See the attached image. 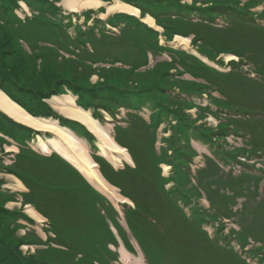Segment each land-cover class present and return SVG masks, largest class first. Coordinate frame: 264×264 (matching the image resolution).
<instances>
[{"label":"trees","instance_id":"trees-1","mask_svg":"<svg viewBox=\"0 0 264 264\" xmlns=\"http://www.w3.org/2000/svg\"><path fill=\"white\" fill-rule=\"evenodd\" d=\"M21 1L31 16H19ZM58 1L0 0V88L35 116L61 119L46 99L65 92L64 87L78 95L77 103L90 108L98 119H103L100 109L116 120L119 107H148L149 122L135 114L136 110L127 112L126 127H114L116 140L127 147L135 166L126 163L116 169L102 156L95 157L104 177L133 201L134 206H123L124 216L144 254L145 249L150 254L162 253L172 257L173 264H250L229 245L218 243L225 226L223 219L229 218L240 226L237 236L243 247L249 238L262 245L250 250L252 255H261L262 262L264 167L256 164L264 158V26L256 20L264 18V8L253 9L264 5V0H191L190 4L181 0H123L139 8L140 18L114 14L103 20L92 15L102 8L89 9L91 13L84 15L88 30L70 20L73 14L63 13ZM148 14L164 28L161 35L165 42L174 34L193 35L199 52L220 66L229 64L230 69L219 70L185 49L161 44L159 31L141 21ZM92 18L93 24L87 25ZM217 18L224 24L215 25ZM64 19L69 20L75 35L65 32ZM107 23L120 26L119 32H109ZM92 41H102L108 48L99 53ZM87 42L93 48L87 47ZM97 52L101 55L93 58ZM162 53L169 59L147 67L151 55ZM226 53L236 55L238 61L217 59ZM98 61L103 66L97 65ZM245 64H251L256 78L243 71ZM215 90L219 96L212 95ZM204 94L216 110L194 102ZM28 100L37 107L26 103ZM193 107L202 111L196 117L190 111ZM205 111L220 119L215 128L206 127L205 122L197 124L198 119L205 118ZM222 112L229 115L222 117ZM68 121L64 118L61 122L73 128L76 122ZM11 122L0 111V132L22 146L13 162L1 169L16 175L28 188L21 193L22 205L31 204L47 218L45 228L53 236L42 240L33 230L18 236L22 226L18 220L28 217L22 209L5 207V190L0 183V264H111L117 251L107 242L119 245L117 238L109 235L112 229L108 224L116 222L118 211L60 155L53 152L43 156L24 146L39 131ZM135 123L138 127L131 129ZM162 123L163 131L170 130L171 134L163 137L165 145L160 147L159 156L154 142ZM83 129V135L93 139ZM133 129L143 130L142 137ZM231 133L242 135L244 147L225 148V137ZM192 138L207 142L215 158L231 166L230 170L204 155V165L193 174L190 165L197 154L189 141ZM239 157L258 159L248 162ZM166 161L174 172L169 178L160 175L159 165ZM237 163L242 169L234 174L232 166ZM79 178L84 182H78ZM170 182L174 187L167 190ZM56 184L63 188H54ZM71 188H79V193H67ZM202 194L208 208L199 202ZM178 201L191 210L190 216ZM239 201L241 207H237ZM74 213L78 215L76 224L69 221ZM217 219L220 225L212 239L202 224ZM22 244L45 247L24 253Z\"/></svg>","mask_w":264,"mask_h":264},{"label":"bare ground","instance_id":"bare-ground-1","mask_svg":"<svg viewBox=\"0 0 264 264\" xmlns=\"http://www.w3.org/2000/svg\"><path fill=\"white\" fill-rule=\"evenodd\" d=\"M61 3L67 9V11L64 10L65 14H68L71 11L79 12L85 9L88 10L97 7L100 9L105 6L107 14H129L140 18V10L134 5L123 0H113L110 3L106 2L105 0H62ZM20 4L23 8L28 9V6L23 1H21ZM106 13H101L100 17H106ZM141 19H143L147 25L153 29H160L161 27L149 14ZM90 21H92L93 24V19H90L87 21V25H90ZM174 37L175 41L173 42L164 41L165 43H163L161 39V44H167L171 47L178 48L175 45L177 44L189 49L191 42L190 37L183 36L181 34H175ZM191 45L194 46V44ZM181 49L183 48L181 47ZM191 51L196 52L194 49ZM228 57L231 58L233 56L228 55ZM46 100L52 106L53 111L59 112V114L62 116L61 119L56 117L33 115L24 106L13 100L4 90L0 88V111L8 118L14 120L16 123L40 132L28 139L25 142L26 145L36 144V147L42 150L44 153L56 152L60 154L63 159L68 161L71 166L74 167L80 174H82L90 184L107 195L109 199L112 200L116 205L119 203V201H128L127 198L123 197L118 192L117 188L109 183V181L104 177L100 171L99 163L95 158L101 154L116 166L121 165L123 160L130 162V155L127 149L116 140L112 130L107 127L106 124L102 123L104 119L96 118L93 115L91 109H85L83 106L79 105L76 101L75 95H73L70 91H65L64 94L60 95H53ZM121 109L125 110L126 108L122 107ZM147 109L149 108L142 107V109H128L123 112L125 114L127 112H136L137 110L135 114L142 116V114L144 115L143 112ZM100 110L104 117L106 111L103 109ZM64 118L69 120L70 124L72 121L78 123L82 127H85L87 131L92 134L93 139H91L87 134L81 135L80 133L76 132L74 126L71 128L70 125L63 124L61 121H63ZM76 123L74 124L76 125ZM117 125L121 124L116 122L113 123V126ZM21 146V144L0 132V156L2 154H6L7 156L9 155L8 153H11V158L9 160H5L9 161L8 163L4 162V159H2L3 161H0V170L5 172V170L1 169V167L10 164L12 157L15 153H17ZM5 149L7 150L4 151ZM8 150L12 151L9 152ZM3 174H9L8 177L14 181V183L10 185L12 188L23 189L26 187L24 183L13 173L10 174L5 172ZM57 187L63 188L62 185L56 184L54 188ZM6 188L9 187H4L2 189ZM74 190L79 193V188H71L66 192L71 193ZM7 193L8 191L5 190L4 194ZM12 194V198H16L18 202L19 194L17 193V195H15V192H12ZM10 202H14V200H11ZM20 204L23 208L22 212L25 213L27 211L33 218L29 216L26 219L21 218L18 220L19 223L20 221L25 220L26 223L35 224L36 222H42L45 219V217L40 214V212L31 204L22 205V202ZM25 208L26 210H24ZM108 226H112V229L117 231V226L114 223L109 221ZM43 231L46 233L44 227ZM119 244V250L123 255L122 259L124 262H127L126 264H130L134 261V264H146L142 253L134 257V255H130V252L126 251L125 245H121L122 242H119ZM107 245H109L110 248L113 246L110 245V242H107ZM35 250V248L29 247L27 252H34Z\"/></svg>","mask_w":264,"mask_h":264},{"label":"rangeland","instance_id":"rangeland-1","mask_svg":"<svg viewBox=\"0 0 264 264\" xmlns=\"http://www.w3.org/2000/svg\"><path fill=\"white\" fill-rule=\"evenodd\" d=\"M61 1L62 0H59L56 4L60 7V9L62 10V12L64 13L65 11L64 10H66L67 11V9L64 7V5H62V3H61ZM106 2H112L113 0H105ZM167 1V0H166ZM243 2L244 1H246V0H242ZM241 1V2H242ZM181 2L182 3H188V4H190L191 3V0H181ZM242 2V4H244ZM56 5V6H57ZM99 7H97V8H93V9H98ZM89 10V9H88ZM87 9H85V10H82V11H79V12H76V11H71V12H69V13H72L73 14V16H71V14H70V20H72V18H73V20L74 21H77L79 24H81L82 25V27H83V29L84 30H88L87 29V27L86 26H84L85 24H84V22H85V17H84V15H87V14H85V13H91V10H89L88 11ZM253 10H256V11H260V10H262V5H259V6H257L255 9H253ZM29 8L28 9H25V8H21L20 10H17V13L19 14V16H21V18H24L26 15H28V16H30V13H29ZM101 13H106V10H105V6L102 8V11L101 12H97V13H93L92 15H93V17L94 18H101V19H104V20H106L107 19V17H109L110 15H114L113 13H109V14H107L106 13V17H104V18H102V17H100V14ZM78 15H82L80 18H78ZM258 16H260V15H258ZM191 17H194V14L193 15H191ZM254 18H257V17H254ZM259 19H257L256 21H258V22H262V20H264V18H261V17H258ZM69 20L68 19H64V25H65V32L66 33H68V34H72V35H75V31H74V28L73 27H71V26H69V22H68ZM87 21V20H86ZM141 21H144L143 19H141ZM264 22V21H263ZM89 24L91 25L92 24V21H90L89 22ZM214 24L215 25H219V26H221V25H223L224 24V20L222 19V18H217L216 19V21L214 22ZM263 26H264V23L262 24ZM113 27V26H112ZM111 27V28H112ZM162 27V26H161ZM160 27V29H156L155 28V30H157V31H159V33H160V40L162 39V42L163 43H165L164 41V37L161 35V33L162 32H164V28L162 27L161 28ZM109 32H111V31H109ZM175 34L172 36V38H171V41L173 42V41H175L174 39H175ZM188 37H190V47H189V49L188 48H186L187 49V51L188 52H190V53H192V54H195V55H197L203 62H205V63H207V64H209V65H211V66H213V67H215V68H222L223 70H228L230 67V65L229 64H225V65H223V66H220L216 61H212L210 58H208L207 56H205L203 53H201V52H199V50H197V47H198V44L197 43H199V42H196V44L193 42V39H192V36H188ZM134 41H136V40H132V42H134ZM92 43H94V48H97V49H99L100 50V52L99 53H101V52H103V50L105 49V47L106 48H108V46L107 45H105V44H103L102 43V41H95V42H93L92 41ZM21 44L23 45V47L27 50V51H29V47H28V45L25 43V42H23L22 40H21ZM191 44H194V46H192ZM178 48H185V47H183V46H181V45H177V44H175ZM92 47V45L89 43V42H87V47ZM93 48V47H92ZM89 49H91V48H89ZM192 49H194L196 52H193V51H191ZM62 54H63V52H62ZM101 54H98V52H97V54L93 57V58H95V57H99ZM228 55H231L230 53H226V54H223V55H221V56H219V57H217V59L219 60L220 58H222V60H223V62H225V63H228L230 60H237L238 59V57L236 56V55H231V56H233V57H231V58H229L228 57ZM160 59H169V56H168V54L167 53H162V54H160V55H158V56H156V57H153L152 55L150 56V63H149V65H147V67L148 66H151L156 60H160ZM97 63V65H100V66H103V63L102 62H100V61H98V62H96ZM114 65H117V63H115ZM249 67H250V64H245V65H243V71H249L248 69H249ZM141 68H143V67H141ZM219 70H221V69H219ZM249 74L251 75V76H253L254 75V73H252V72H250L249 71ZM184 76H186V75H184ZM187 77V76H186ZM96 79H97V77L96 76H93L92 77V80L93 81H96ZM200 81H201V79H200ZM65 88V91H70L69 89H67L66 87H64ZM228 89V88H227ZM230 89H228V91H229ZM65 92H63V93H61V94H64ZM72 93V92H71ZM72 94H74V93H72ZM60 95V94H59ZM212 95H216V96H219V93L215 90V91H213V93H212ZM52 97V96H51ZM47 101V100H46ZM48 102V101H47ZM194 102H196V103H200L201 105H210V107H211V109L212 110H216V106L215 105H213V104H211V99H210V97L207 95V94H204L200 99L199 98H194ZM26 103H29V105H31V106H34V107H37V105L36 104H33V103H31V101L30 100H28ZM50 107L52 108V106L50 105ZM183 107H184V105H183ZM190 111H191V113L193 114V117H196L197 116V114L196 113H198L199 111H201V110H199V109H196L195 107H193L192 109H190ZM202 112V111H201ZM59 113V112H58ZM204 113V112H203ZM222 117H226V116H228L229 115V113H227V112H222L221 114H220ZM148 112H145L144 113V117L146 118V119H148ZM12 120V119H11ZM223 120H224V118H223ZM13 122H15L14 120H12V122L11 123H13ZM68 122H70V121H68ZM202 122H205L206 123V127L208 126V127H210V128H215L216 126H217V124H219V122H220V119H218L217 117H215L213 114H211V113H208V112H206L205 111V118L204 119H198L197 120V124H201ZM11 123H8V124H11ZM16 123V122H15ZM102 123H104V124H106L107 125V127H109L111 130H112V132H113V134L115 135V131H114V126H113V123H114V119L109 115V114H104V121L102 122ZM138 123V122H137ZM137 123H135V124H133V125H131V129L132 128H137L138 126L136 125ZM120 124H122L123 125V122H120ZM165 125V124H164ZM22 126V125H21ZM73 126H74V128H75V131L76 132H78V133H80L81 135H83L84 134V132H85V130L83 129V127L81 126V125H79L78 123H76V125L75 124H73ZM127 125H124V126H121V127H126ZM22 127H24V126H22ZM162 127H163V125L161 126V128H159L156 132H157V138L155 139V142H154V148H155V152H156V154L157 155H161L160 154V147L162 146V145H165V141L163 140V137L164 136H169L170 134H171V131L169 130V131H166V132H163L162 131ZM133 131H135L136 132V136H138V137H142V135H143V130H141V132L140 131H138V130H136V129H133ZM120 132V134H122L124 137H126V134H125V132L124 131H119ZM157 140V141H156ZM190 141V144H191V146L195 149V151H196V153L195 154H197V155H195V156H193V157H195V159H194V161H197V160H200V164H202V165H204V162H205V160H206V157H204V155H207V156H209V157H213L215 160H217V161H219L218 159H216L215 158V156L212 154V152H211V148H210V146H209V144L207 143V142H203V141H201V140H199V139H190L189 140ZM225 141L226 142H224L226 145H225V148L226 149H228V150H232V149H234L235 147H244V140H243V138H242V135H234L233 133H231V134H229V135H227L226 137H225ZM128 150V149H127ZM9 152H11L12 150H8ZM37 151V150H36ZM35 152V151H34ZM38 152L40 153V154H44V152L42 151V150H40L39 148H38ZM128 153H129V151H128ZM9 155H7L6 156V154H4L3 155V159H4V162H9V161H5V160H9L10 158H11V156H10V154L11 153H8ZM169 154H173V152H169L168 153V155ZM45 155H47V154H45ZM129 155H130V153H129ZM6 156V157H5ZM99 156H102L101 154H99ZM104 159H106L107 161H109L107 158H105L104 156H102ZM130 157H131V155H130ZM167 158H169V156L168 157H166L165 156V159H167ZM256 159H258L257 157H254V158H252L250 161H254V160H256ZM260 159V161L262 162H258L257 163V166H261V167H264V158L263 157H260L259 158ZM131 160H132V158H131ZM123 161H125V163H124V165L126 164V163H128L126 160H123ZM194 161H192L191 162V166H190V168H191V172L193 173V169L195 168V167H197V165L198 164H194ZM68 162V161H67ZM111 164H113L111 161H109ZM69 163V162H68ZM219 163H220V165L224 168V169H229L230 167H229V165L228 166H225V165H223L222 164V162L221 161H219ZM129 164V163H128ZM131 164V163H130ZM5 165V164H4ZM114 165V164H113ZM112 165V166H113ZM119 166L120 165H118L117 166V168H119ZM121 166H122V164H121ZM131 166H135L134 165V163H133V161H132V164H131ZM198 166H200V165H198ZM114 167V166H113ZM159 167L161 168V170H160V175H162L163 177H165V178H169L170 176H172L173 174H174V172H173V168H172V165H170V163H168L167 161L166 162H162L160 165H159ZM115 168V167H114ZM241 169V166L240 165H236L235 166V172L237 173V171L238 170H240ZM3 173H5L4 171H2V170H0V183H1V180L2 179H4L5 178V175L3 174ZM83 176V175H82ZM6 177H7V181H5L3 184L1 183V188H4V187H9V188H12L10 185H12L13 183H14V181L11 179V178H9L8 177V175H6ZM78 182H81V183H83L84 181L81 179V178H79V180H78ZM5 184H7V185H5ZM89 184V183H88ZM112 185H114V184H112ZM114 187H116L117 188V190H118V192L123 196V197H125L123 194H122V192L120 191V189L116 186V185H114ZM174 187V183L173 182H170V183H168L167 185H166V189L167 190H171L172 188ZM94 188L100 193L101 191H99L95 186H94ZM26 190V188H23L22 190L21 189H17V190H15V195H17V193L20 195L19 197V201L17 202V199L16 198H12V196H13V194H11V193H7V194H3L4 195V203H5V207L6 208H8V209H11V210H13V211H15L14 209H22L23 210V208L21 207V202H22V196H21V193L23 194V192H25V190ZM12 192V191H11ZM101 194V193H100ZM102 195V194H101ZM104 196V195H103ZM10 197V198H9ZM105 197V200H106V203H108V204H110L114 209H121L122 211H123V206L125 205V203L127 204V202H128V204L130 205V206H133V201L131 202V201H127V202H122V201H119V203L116 205L112 200H110L109 199V197H107V196H104ZM11 200H14V202H13V204H10V201ZM199 202L205 207V208H208L209 207V203H208V200L205 198V196H204V194H202V197L199 199ZM178 204L181 206V207H183V211H184V213L187 215V216H190L191 215V210H189V208L187 207V206H185V204L183 203V202H181V201H178ZM239 205V206H238ZM119 206V207H118ZM237 206L238 207H241V203L239 202L238 204H237ZM119 209V210H120ZM24 210H26V208L24 209ZM121 211V218L120 219H117L116 220V222L114 223L116 226H117V232L116 231H114V230H110L109 231V235H111V236H118V237H120L121 238V242H122V244L121 245H126V251L127 252H130V255H134V257L135 256H138V255H140L141 253L143 254V256H144V259H145V262H146V264H173V258L172 257H164V255L162 254V253H160V254H157V255H155V253H149V251H148V249H145V254H144V252H143V250L141 249V247L139 246L140 244L137 242V239L135 238V236H134V234H133V232H132V230H131V228L129 227V225H128V223H127V221H126V219L123 217L124 216V211L122 212ZM26 213L28 214V215H30L27 211H26ZM232 219H229V218H225V219H223V222H224V224H225V226H224V228H223V232H222V234L220 235V238H219V240H218V243L219 244H223V245H229V244H231V245H234V247L236 248V249H238L239 250V252H241V249H240V246H239V243H240V241H239V239H238V236H237V231L240 229V226H239V224L236 222V221H234V222H232L231 221ZM69 221H70V223H73V224H76L77 223V221H78V215L77 214H71L70 215V219H69ZM21 222V221H20ZM22 223H23V221H22ZM23 227L24 228H18V231H17V235L18 236H25L26 234H27V232L29 231V230H33V231H35V234L37 235V236H39L40 237V239H42V240H45L46 238H47V236H46V233L43 231V227L44 226H46V222L43 220L42 222H36L35 224H29V223H23ZM220 225V222H219V219H217V220H215V221H205V222H203V224H202V228L203 229H205L207 232H208V234H209V236L212 238V239H214L215 238V236H216V232H217V228H218V226ZM118 229H120L119 231H118ZM119 232H121V233H119ZM116 234V235H115ZM117 238V237H116ZM249 241H250V243L245 247L246 249H252L253 247H257V248H262V245H260V243H255V242H253L254 240L253 239H250L249 238ZM29 247H31V248H37V246H36V244H24V245H21V250L23 251V252H27L28 251V249H29ZM42 247H45L44 245H40V246H38V248H42ZM113 247V246H112ZM119 248H120V246L118 247V252L116 253V258L115 259H112L111 261H110V263L111 264H126L127 262H124L123 261V259H122V253H121V251L119 250ZM115 249V248H114ZM233 249V248H232ZM263 252H264V249H263ZM244 254H242L244 257H247V260H248V262L249 263H254V264H264V260L261 262L260 261V259H258V258H260V256L261 255H249V254H246L245 252H243ZM264 254V253H263ZM253 257V258H252ZM74 261H76V259H74ZM135 263V261L134 262H132V263H130V264H134Z\"/></svg>","mask_w":264,"mask_h":264},{"label":"crops","instance_id":"crops-1","mask_svg":"<svg viewBox=\"0 0 264 264\" xmlns=\"http://www.w3.org/2000/svg\"><path fill=\"white\" fill-rule=\"evenodd\" d=\"M7 149H5L4 151H6ZM3 151V150H2ZM2 157H3V154H2ZM6 157V156H5ZM5 175V178L4 179H2L1 180V183H4L5 181H7V177H6V175H9V174H4ZM5 185H7V184H5ZM26 188V187H25ZM15 190H17V189H15V188H12V190L11 191H13V192H15ZM22 190V189H21ZM25 190V189H24ZM28 191V189L26 188V190H25V192H27ZM12 194V193H11ZM20 196V195H19ZM20 198V197H19ZM10 203H13V202H10ZM26 215L27 216H29V217H31V218H33L31 215H28L27 213H26ZM35 219V218H34ZM36 220V219H35ZM23 221V223H26V221L25 220H22ZM22 221L20 222L21 223V225L22 226H24L23 225V223H22ZM21 228V227H20ZM52 236V235H51Z\"/></svg>","mask_w":264,"mask_h":264},{"label":"clouds","instance_id":"clouds-1","mask_svg":"<svg viewBox=\"0 0 264 264\" xmlns=\"http://www.w3.org/2000/svg\"><path fill=\"white\" fill-rule=\"evenodd\" d=\"M85 26V25H84ZM67 56H68V54H66ZM120 117H122L123 115H119ZM63 158V157H62ZM0 161H3L2 159H3V157H2V155L0 156ZM13 160H14V157L11 159V162L10 163H12L13 162ZM3 190H5V189H3ZM46 236H47V234H46Z\"/></svg>","mask_w":264,"mask_h":264},{"label":"water","instance_id":"water-1","mask_svg":"<svg viewBox=\"0 0 264 264\" xmlns=\"http://www.w3.org/2000/svg\"><path fill=\"white\" fill-rule=\"evenodd\" d=\"M171 45H172V43H171Z\"/></svg>","mask_w":264,"mask_h":264}]
</instances>
